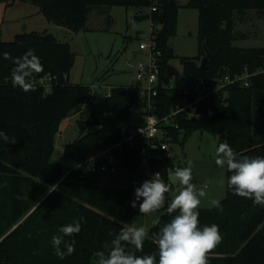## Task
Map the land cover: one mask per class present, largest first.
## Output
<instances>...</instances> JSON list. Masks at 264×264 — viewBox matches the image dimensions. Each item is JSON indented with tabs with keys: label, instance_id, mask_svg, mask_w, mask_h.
I'll use <instances>...</instances> for the list:
<instances>
[{
	"label": "trees",
	"instance_id": "obj_1",
	"mask_svg": "<svg viewBox=\"0 0 264 264\" xmlns=\"http://www.w3.org/2000/svg\"><path fill=\"white\" fill-rule=\"evenodd\" d=\"M38 6L52 22L77 32L86 27L97 7L123 6L149 9L155 26L151 38L161 51V78L169 62L178 58L189 79H205L210 85L226 75L236 76L246 69L255 73L264 69V47L240 48L234 42L244 36L237 30L250 14L264 13V0H189L188 7L199 11L200 53L196 57L177 56L170 38L177 35L181 5L177 0H20ZM0 53L21 57L29 49L39 57L44 71L34 74L36 91L24 92L11 83L10 60L0 59V130L16 137L15 144L0 141V264H95L97 251H103L121 227L131 226L137 213L131 207L132 188L104 184L99 173H87V162L101 150L118 144L122 132L132 128L135 109L148 102L136 85L115 87L107 97L110 113H93L80 121L81 136L66 146L61 159L52 162L56 136L62 122L92 101V88L71 83L69 75L76 54L71 45L51 33H21L13 41L2 40ZM211 52L208 70L201 67L205 48ZM52 77V89L46 91L42 78ZM250 86L232 85L225 92L207 95L200 119L195 122L180 114L175 125L165 127L172 142L185 145L196 130L225 135L227 144L238 156H264V73L250 77ZM129 88V90H128ZM196 94L161 87L153 106L161 116L169 115L177 105L193 102ZM98 129L87 132L90 127ZM146 141L125 145L116 151L118 168L134 173L142 171L141 149ZM175 165L166 157L160 168ZM231 175L227 170V178ZM169 173L164 171L168 180ZM55 189L53 191H49ZM221 207L199 208L200 226L216 224L222 243L208 254L209 264H264V207L234 195L227 187ZM165 212L153 226L150 238L137 255L157 254L154 233L172 216ZM83 216L81 231L65 241H75V251L60 259L55 255L52 237L59 229ZM63 249V244L61 245ZM129 250H133L129 246ZM66 251V250H65Z\"/></svg>",
	"mask_w": 264,
	"mask_h": 264
},
{
	"label": "rangeland",
	"instance_id": "obj_2",
	"mask_svg": "<svg viewBox=\"0 0 264 264\" xmlns=\"http://www.w3.org/2000/svg\"><path fill=\"white\" fill-rule=\"evenodd\" d=\"M10 1V2H9ZM16 1V4H11ZM180 5L178 32L170 38V45L177 56L196 57L200 53L199 26L200 17L197 9L186 6L187 0H177ZM9 3V4H8ZM142 13H150L147 9H127L123 6L97 7L90 14L89 23L80 31H67L66 27L50 21L32 3H24L20 0L0 1V29H2V40L9 42L14 40V33H23L24 26L28 27V33H51L60 42L71 45L76 54L74 67L69 75L71 83L88 85L92 88V101L86 103L82 110L66 118L61 125L60 132L56 136L55 151L52 162H57L64 154L65 148L81 136L79 127L80 121L87 120L93 113H107L109 104L108 95L112 89L121 86L138 84L137 68L130 64L134 54L140 52L141 44H151V33L153 28L152 19H146L139 23L135 21V16ZM257 21L252 25L246 24L243 29L247 31L251 38L245 41L237 40L234 44L240 48L264 47V13L255 14L253 17ZM257 18V19H256ZM249 20V19H248ZM240 25V26H241ZM238 26V27H240ZM242 32V31H240ZM144 55L138 57L140 63H149L150 49L143 51ZM203 57L201 58L202 61ZM175 76L170 83L173 89H185L190 84L183 73V67L178 58L169 62L165 78ZM143 110L135 109L132 112L131 124L133 126L142 124ZM98 129L90 127L86 133ZM220 143H226L221 135L194 131L187 139L185 145L172 142L171 156L174 163L179 168L186 167L187 161L193 162L192 183L206 192V196L201 198L199 208L213 209L211 200L219 201L227 197V167L220 168L215 164V153ZM112 175L101 174V182L104 184H118L122 187L135 188L142 185L145 180L151 179L146 174L134 173L127 168H117L106 171ZM174 173V172H173ZM89 174V173H88ZM165 183L174 185L166 194L165 206L150 215L139 213V203L137 201V213L131 225L137 227L145 226L150 231L153 220L159 219L165 212L168 204L177 194L180 188L179 181L174 175L170 176Z\"/></svg>",
	"mask_w": 264,
	"mask_h": 264
},
{
	"label": "clouds",
	"instance_id": "obj_3",
	"mask_svg": "<svg viewBox=\"0 0 264 264\" xmlns=\"http://www.w3.org/2000/svg\"><path fill=\"white\" fill-rule=\"evenodd\" d=\"M0 59L10 60L15 65L10 73L13 87H19L24 92L37 90L33 76L42 73L44 68L34 50L29 49L17 58L3 52L0 53ZM0 141L15 144L17 138L9 137L0 130ZM215 157V164L220 168L226 166L231 173L227 178V187L233 194L264 207V156H238L229 144L220 143ZM186 163V167L176 168L174 173L169 172L170 176L174 175L179 181L180 188L167 206V213L175 215L153 234L158 245L159 259L157 260V254H136L143 251L149 229L131 225L121 227L110 242L104 243V250L95 253V264H209L208 254L222 243L223 236L216 224L200 226L199 206L206 192L192 183L193 162L188 160ZM170 187L161 178L160 172L154 173L151 179L135 188V199L131 202V207L136 208L137 201H142L138 205L140 214L150 215L159 211L165 206ZM53 190L55 189L49 191ZM210 203L218 209L221 207L218 199H213ZM81 222L86 223L83 216L62 226L59 229L62 235L52 237L55 255L60 259L75 251V241H65L64 237L79 234ZM159 223V219L153 220V225ZM129 246L134 251L129 250Z\"/></svg>",
	"mask_w": 264,
	"mask_h": 264
},
{
	"label": "built area",
	"instance_id": "obj_4",
	"mask_svg": "<svg viewBox=\"0 0 264 264\" xmlns=\"http://www.w3.org/2000/svg\"><path fill=\"white\" fill-rule=\"evenodd\" d=\"M148 49H150L149 63H140L138 59L135 65L137 68L138 79V84H136V86L143 98H145L148 102V106L145 109H142V116L145 121L142 124L136 126L132 125V128L124 130L122 132L123 139L118 144L113 147L101 150L95 156H93L87 162V173H98L101 171H107L109 169L116 171L119 164V158L116 154V151L118 150L121 153L124 151L125 145L134 146L138 140H143L146 141L147 144L141 149V173L152 178L154 173L160 172L161 178L163 179L165 170L168 173H173L176 168H179L176 165L166 169L160 168L162 161H164L166 157H172L170 145V143H172V138L168 137L165 127L175 125V118L180 114H184L188 118H193L197 111L198 105L207 95L218 94L220 92L226 93V89L229 86L237 84L240 86L249 87V79L252 75H256L260 72L264 73V69H261L255 73H250L249 70L246 69L244 73L238 74L236 76L226 75L221 77L215 80L212 85H210L209 81L205 79L187 78L190 85L185 89L179 90L183 91L186 95L194 92L196 94L195 101L187 102L184 105H177L172 113L161 117L154 109L152 103L153 99L154 97L158 96L159 89L161 87L171 88L169 85L175 76H170L167 78L164 76L161 78L162 71L159 64L161 51L158 50L157 44L153 39L151 44H141L142 51H146ZM51 82V76H47L40 80V83L45 86L47 92H50L52 89Z\"/></svg>",
	"mask_w": 264,
	"mask_h": 264
},
{
	"label": "water",
	"instance_id": "obj_5",
	"mask_svg": "<svg viewBox=\"0 0 264 264\" xmlns=\"http://www.w3.org/2000/svg\"><path fill=\"white\" fill-rule=\"evenodd\" d=\"M146 19H151V13H142V14H138L135 16V21L137 23L143 21V20H146ZM23 33H28V27L27 26H24L23 28ZM205 48V55L202 59V62H201V67L204 69V70H208L209 69V66H210V56H211V52L209 51V49L207 47H204ZM141 55H144V52L143 51H140V52H136L132 58V60L130 61V64L135 66L136 63H137V60H138V57L141 56ZM202 110H203V103L201 102L199 105H198V108H197V111L193 117V120L195 122H197L199 119H200V116L202 114ZM110 113L113 111V108H109L108 110ZM223 138H225V135L222 136ZM171 188H174V185L171 184Z\"/></svg>",
	"mask_w": 264,
	"mask_h": 264
},
{
	"label": "crops",
	"instance_id": "obj_6",
	"mask_svg": "<svg viewBox=\"0 0 264 264\" xmlns=\"http://www.w3.org/2000/svg\"><path fill=\"white\" fill-rule=\"evenodd\" d=\"M0 1H2V0H0ZM4 1V0H3ZM10 2V1H9ZM188 3H189V0H187V3H186V6L188 5ZM9 4V3H8ZM11 4H16V1H14V2H12ZM147 10H149V9H147ZM150 11V10H149ZM92 13V12H91ZM256 13H252V14H250L251 15V17L249 18V20L248 19H246V20H243V22L241 23L242 25H244V24H246L245 26L247 27V24H250V25H252L254 22H260V20H259V17H258V19H257V21H253V20H255V17L256 16H254L253 17V15H255ZM90 19V18H89ZM89 23V22H88ZM238 24V26H240L241 24ZM240 26V27H238L237 26V30H238V32H240V31H242V32H240V34H243L244 36H242V37H240L238 40H242V41H245L246 39H249V38H251V35H249L248 33H247V31L245 30V29H243V27L245 28V26ZM1 31H2V29H1ZM67 31H70V30H67ZM21 34V33H20ZM2 35V34H1ZM17 35H19V33H14V36L16 37ZM15 37H14V39H15ZM237 41V40H236ZM189 57V56H188ZM191 57V56H190ZM116 172V171H115ZM102 174L103 175H105V174H107V175H112V176H114L113 174H111V173H107L106 171H103L102 172Z\"/></svg>",
	"mask_w": 264,
	"mask_h": 264
}]
</instances>
